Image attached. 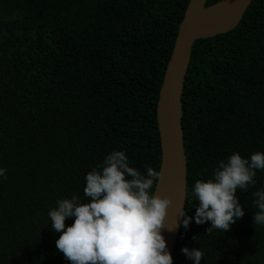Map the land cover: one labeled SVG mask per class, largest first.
<instances>
[{"label": "trees", "instance_id": "1", "mask_svg": "<svg viewBox=\"0 0 264 264\" xmlns=\"http://www.w3.org/2000/svg\"><path fill=\"white\" fill-rule=\"evenodd\" d=\"M189 1L0 0V264H70L47 212L73 195L88 202L85 175L112 150L160 172L157 103ZM182 101L192 216L196 180L233 152H264V0L196 40ZM254 179L236 191L245 213L229 230L181 226L173 264H192L185 246L202 250L201 264H264L252 203L264 169Z\"/></svg>", "mask_w": 264, "mask_h": 264}, {"label": "clouds", "instance_id": "2", "mask_svg": "<svg viewBox=\"0 0 264 264\" xmlns=\"http://www.w3.org/2000/svg\"><path fill=\"white\" fill-rule=\"evenodd\" d=\"M262 169L264 152L260 151L248 157L233 152L218 161L212 178L196 180L192 186L198 201L194 215H181L180 224L167 230L174 231L177 226L187 229L192 221L208 222L207 233L229 230L245 213L237 189L254 185L256 170ZM4 175L5 169L0 168V176ZM160 178L161 173L151 167L142 174L130 166L125 151L109 152L99 169L94 167L85 175L83 192L88 202L73 195L57 200L56 207L48 210L52 230L60 233L55 241L57 250L70 264H173L162 233L172 201L148 191ZM253 196L258 209L253 212V224L264 226V187ZM67 218H74L71 225L66 226ZM181 252L192 264H201L200 248L185 246Z\"/></svg>", "mask_w": 264, "mask_h": 264}, {"label": "water", "instance_id": "3", "mask_svg": "<svg viewBox=\"0 0 264 264\" xmlns=\"http://www.w3.org/2000/svg\"><path fill=\"white\" fill-rule=\"evenodd\" d=\"M190 0L181 21L177 38L165 71L157 103V122L162 148L161 178L153 194L169 197L172 201L162 233L167 248L173 253L181 226L174 231L166 227L180 224L184 215L187 192V152L183 130L182 95L197 39L212 37L235 28L253 0Z\"/></svg>", "mask_w": 264, "mask_h": 264}]
</instances>
